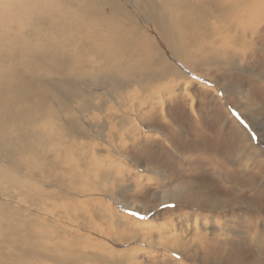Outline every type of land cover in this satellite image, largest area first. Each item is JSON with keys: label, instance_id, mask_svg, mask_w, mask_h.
<instances>
[{"label": "rangeland", "instance_id": "1", "mask_svg": "<svg viewBox=\"0 0 264 264\" xmlns=\"http://www.w3.org/2000/svg\"><path fill=\"white\" fill-rule=\"evenodd\" d=\"M249 2L236 40L233 29H154L129 16L139 28L129 27L137 37L122 49L137 74L87 100L91 141L47 154L66 197L11 210L17 236L2 240V256L19 264H264V0ZM36 183L58 193V183Z\"/></svg>", "mask_w": 264, "mask_h": 264}, {"label": "bare ground", "instance_id": "2", "mask_svg": "<svg viewBox=\"0 0 264 264\" xmlns=\"http://www.w3.org/2000/svg\"><path fill=\"white\" fill-rule=\"evenodd\" d=\"M231 1L4 0L0 4V247L11 232L9 239L15 238L11 210L19 203L42 207L66 197L60 181L51 175L47 154L67 148L74 152L80 139L89 143L95 133L85 114L91 104L87 100L113 88V79L122 76L129 81L135 72L126 65L132 56L127 58L122 49L137 37L130 35L129 27L139 28V21L129 16L137 15L154 29H226L221 33L233 29L236 40L238 24L248 20L245 3L253 7L250 0H235L237 7L228 8ZM178 17L181 25L174 20ZM98 135L105 141V134ZM52 181L59 184L62 196L35 184ZM95 209L90 212L98 218ZM142 227L137 223L135 229L139 232ZM12 262L19 264L0 254V264Z\"/></svg>", "mask_w": 264, "mask_h": 264}]
</instances>
